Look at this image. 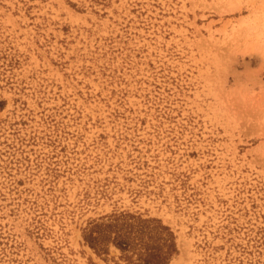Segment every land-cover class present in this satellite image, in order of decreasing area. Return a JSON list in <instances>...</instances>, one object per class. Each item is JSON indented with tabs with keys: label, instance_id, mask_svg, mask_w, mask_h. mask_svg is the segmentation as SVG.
Wrapping results in <instances>:
<instances>
[{
	"label": "rangeland",
	"instance_id": "374dc122",
	"mask_svg": "<svg viewBox=\"0 0 264 264\" xmlns=\"http://www.w3.org/2000/svg\"><path fill=\"white\" fill-rule=\"evenodd\" d=\"M264 264V0H0V264Z\"/></svg>",
	"mask_w": 264,
	"mask_h": 264
},
{
	"label": "trees",
	"instance_id": "16d2710c",
	"mask_svg": "<svg viewBox=\"0 0 264 264\" xmlns=\"http://www.w3.org/2000/svg\"><path fill=\"white\" fill-rule=\"evenodd\" d=\"M84 238L94 249L110 241L125 256L128 264H165L177 251L169 226L155 217H142L127 211L92 220Z\"/></svg>",
	"mask_w": 264,
	"mask_h": 264
}]
</instances>
